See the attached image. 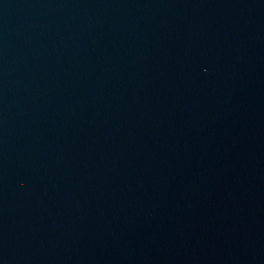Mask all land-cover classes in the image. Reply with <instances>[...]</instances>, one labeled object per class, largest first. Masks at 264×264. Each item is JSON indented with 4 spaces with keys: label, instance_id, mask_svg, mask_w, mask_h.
Returning a JSON list of instances; mask_svg holds the SVG:
<instances>
[{
    "label": "water",
    "instance_id": "95a60500",
    "mask_svg": "<svg viewBox=\"0 0 264 264\" xmlns=\"http://www.w3.org/2000/svg\"><path fill=\"white\" fill-rule=\"evenodd\" d=\"M0 264H264V0H0Z\"/></svg>",
    "mask_w": 264,
    "mask_h": 264
}]
</instances>
